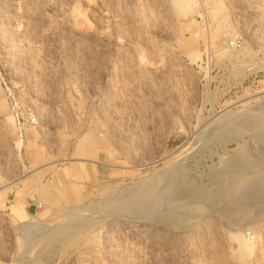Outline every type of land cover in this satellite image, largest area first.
I'll return each mask as SVG.
<instances>
[{"label": "rangeland", "instance_id": "374dc122", "mask_svg": "<svg viewBox=\"0 0 264 264\" xmlns=\"http://www.w3.org/2000/svg\"><path fill=\"white\" fill-rule=\"evenodd\" d=\"M0 264H264V0H0Z\"/></svg>", "mask_w": 264, "mask_h": 264}, {"label": "bare ground", "instance_id": "6f19581e", "mask_svg": "<svg viewBox=\"0 0 264 264\" xmlns=\"http://www.w3.org/2000/svg\"><path fill=\"white\" fill-rule=\"evenodd\" d=\"M179 3H181V2H179ZM44 228H45V227H44ZM241 242H242V241H241ZM241 242H240V243H241ZM242 244H243V243H242ZM240 246H242V245H240Z\"/></svg>", "mask_w": 264, "mask_h": 264}]
</instances>
